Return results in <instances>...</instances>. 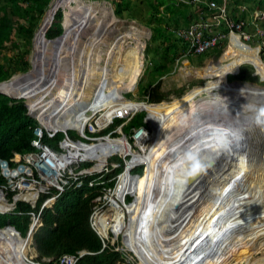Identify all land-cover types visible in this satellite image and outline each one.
Segmentation results:
<instances>
[{
	"label": "bare ground",
	"instance_id": "obj_1",
	"mask_svg": "<svg viewBox=\"0 0 264 264\" xmlns=\"http://www.w3.org/2000/svg\"><path fill=\"white\" fill-rule=\"evenodd\" d=\"M72 2H75V5L70 4ZM55 3H58V7H60V4H64L67 8L62 25L65 29V34L56 48L48 44L45 46L44 52H37V47L40 44H44V42L54 44L53 41L47 40L45 37L44 39L42 38V33L45 29L44 25L46 27L49 26L53 12L52 9H49L44 16L43 26L35 37L34 51L36 50L37 55L46 54L49 51L58 49L60 46H66L65 42L69 40L72 42L79 32L90 27L91 24L88 21L91 18L95 16L100 18L102 14H106L104 8L102 10L94 4L85 3L83 0H55ZM108 12L111 16V12ZM105 24L107 23L105 22ZM145 35L146 33L138 29L135 24H132L127 31L119 32L103 54L95 53L94 57L88 60L89 65L92 66V69L87 68L91 77L85 72L81 74L82 77L78 74L79 64L76 61L73 62L74 66L72 68L67 69V73H75L76 80L80 81L81 84L90 83L91 90L95 89L97 86L94 85L97 84L103 87L104 85L101 83L107 82L109 74L112 75L113 81L108 84L111 87L110 92L106 91L99 97H96L95 94L91 97L90 93L89 97L81 103L74 100L81 95L80 85L74 91L61 78H58L55 87L50 89L48 93H46L48 89V86L45 85L48 82L46 81L43 84L44 86L42 85V91H39L30 102H28L26 97L23 96V98L29 107L33 110L37 109L36 116L42 111L39 116L40 119L47 121L52 118L50 122L54 128L64 130L74 128L77 131H82L87 121L88 109L94 112L100 111L102 112L100 119L110 120L118 112V108L120 107L121 109L124 106L128 110L146 111L150 123L153 125V131L158 127L154 132L160 131L161 134L164 132L163 137L158 142L156 140L158 134L155 138L154 133L152 136L146 135L145 132L137 135L142 137L143 142L149 139L148 144H145V146L147 150H150L148 154H144L139 159L143 162L140 167H143V170L146 167L147 171L145 173L142 171L143 174H140L136 182L130 172L125 171L122 177L127 191H130L131 197H133L131 204L126 205L125 203L130 202L131 199L125 202L123 193H120L117 195L119 200H113L114 203L107 208L108 212L101 213L102 215L97 218L99 222L98 231L103 238L108 236L109 230L114 235H118L124 229L126 232V246L138 257L139 264H261V260H252L251 255L254 251L256 252L264 247V168L259 172V177L253 174L260 167L253 169L254 162H251V152L249 154L248 149L244 152L242 151V158L248 157L249 162L243 164L242 158H234L236 163L227 164L224 170H221L218 181L209 190L200 194L209 196L204 204L194 208L187 204L186 200L193 195H197L200 189L206 186L207 183L204 184V180L207 178L204 177L203 179L201 174L207 173L212 165H215L217 169L220 167L217 171L219 172L225 161L224 157H210L216 152L213 148L214 143H210V146L206 142L207 149L205 151L207 156L200 150L203 144L200 139L205 136L207 140L212 142L218 141L220 130L217 126L227 121V119L218 115L217 110H214L216 98L230 92L229 100L233 105L242 104V100L237 101L245 98L255 101L264 100V88L240 84L237 81L230 83L226 79L224 81L225 74L230 72L228 74L236 75L240 67L248 64H242L238 68L237 66L243 60L250 59L249 66L254 67L258 74L260 72L264 80L263 60L257 53L240 46L237 47V53L235 51V42H233L235 53L231 55V59H227V62H225V57H222L220 64L218 62L214 64L210 62L212 65L209 63V65L205 66V68L209 67L207 72L198 74L203 79L206 78L212 81L217 79L218 85L215 88V92L200 98L201 89L197 88L195 92L172 99L169 102L162 101L157 105L141 104L125 99L122 93L130 91L135 86L140 74L142 50L144 48L143 40H145L143 38ZM103 37V35H97L96 39H88L90 40L92 52L100 50L97 43ZM129 39H133L134 47H129L124 52H121L125 47V41ZM84 42L85 40H81L78 41V44L82 45ZM127 46L130 45L127 44ZM223 46L220 47L223 48ZM65 50V48L61 49L62 53ZM58 55H60V52H58ZM67 59L65 56L64 60ZM252 60L257 64L253 63ZM36 62L37 58L34 62L35 69ZM68 62H72V59ZM39 64L42 70L46 69L44 62L41 61ZM210 72L214 73L208 76ZM49 74L51 75V73ZM36 76L38 77L36 81L23 75L15 76L12 81L1 85L0 91L2 93L9 91L17 93L16 89L20 84L26 85L28 90V88H32L36 83L40 82L39 78L41 77L37 73ZM63 88H66V91L55 102L57 107H53L52 100ZM98 92L100 91L95 93ZM195 98L197 99L194 100ZM70 107L72 108L69 110ZM54 111L58 112L53 115ZM207 111L212 112L205 114ZM64 112L67 113L63 118ZM154 113L160 116V124L155 126ZM245 123L248 124H234L233 126L234 129L242 130L243 134L240 138L249 135L245 138L248 145L247 141L248 139L251 140L253 135L251 131L253 124L252 121L248 120ZM108 143L106 151L109 154L115 152L124 154L131 151L130 144L124 136L114 138ZM136 143L138 144L137 140ZM185 143L188 144L185 146ZM242 144L241 142V146ZM250 146L251 143H249ZM185 147H188V153L193 156L192 158L198 161L189 165L184 164L185 157L184 155L180 156V154ZM198 153L202 158L195 156ZM162 158H165V161L162 166H158V162ZM96 159L97 164L92 168L94 170L102 166L105 157L100 156L96 157ZM139 160L134 158L129 162L128 167L130 168L135 164V161ZM194 164L202 166L200 168L191 166ZM154 165L156 166L155 168ZM202 167L203 169H201ZM193 171L197 173L192 175ZM185 176L189 179V183L185 181L186 189L190 188V191L198 189L192 194H188L183 189ZM200 183L202 184L200 185ZM190 184L194 186L189 187ZM180 192L186 194L177 198L176 196ZM190 199L192 201L194 197ZM216 200H220L223 203V207L217 211L211 207ZM245 202H249L253 206L246 216L236 219L235 214L232 216L227 215V211L230 208H235L237 204L242 207ZM9 208V205L0 202V210H8ZM134 210V222L131 223V212ZM227 224L230 226L227 227ZM247 228H250V230L246 231ZM206 232L212 238V242L216 243L212 251L206 255L200 254L198 256L200 257L199 259H196L198 253L193 252L195 254H189L190 259L188 261L184 260L183 263L182 259L179 258H183L184 255L182 254L188 252V249H186L188 243L192 240L201 242V239L206 237ZM155 234H160L158 241L154 239ZM28 237V239H21L16 233H11L9 230H0V264H28L24 260L27 253L32 251L29 247L31 242L30 235ZM162 241L163 247L167 251L162 247Z\"/></svg>",
	"mask_w": 264,
	"mask_h": 264
},
{
	"label": "trees",
	"instance_id": "obj_2",
	"mask_svg": "<svg viewBox=\"0 0 264 264\" xmlns=\"http://www.w3.org/2000/svg\"><path fill=\"white\" fill-rule=\"evenodd\" d=\"M109 1L117 18L136 20L150 30L149 41L156 44L154 56L151 59L152 66L149 68L153 76L148 79L149 86L145 87L146 90L142 92V96L148 95L149 103L163 100L164 94L158 91L160 82L156 84L155 82L171 72L170 63L173 61V57L177 58L180 53H185L188 50L187 43H184L185 41H182L175 33L188 24L201 10L207 11V6L203 3L204 0H195V2L193 0ZM213 1L222 4V0ZM49 2L50 0H0V82L9 79L15 73L24 72L30 67L27 57L31 41ZM262 2L260 10L264 11V0ZM234 6L229 3L228 17L233 20H244L246 13L237 15L235 12L237 8ZM60 8L64 11L63 7ZM192 8L193 11H191ZM61 20V10H58L51 28L46 33L47 38H54L61 33ZM152 44L146 45L147 52L151 50ZM222 45L224 43L220 46ZM22 47L25 48V51L16 59L7 57L5 54L6 50L18 52ZM218 48L221 49V47ZM263 51L264 47L261 49V56L264 55ZM186 56L192 58L194 55L187 54ZM243 66L248 67L249 65ZM236 75L237 78L246 79V76L238 75V73ZM251 75L258 76L264 81L258 73ZM4 94L12 98L22 96L19 92L12 93V91ZM22 99L24 98L22 97ZM26 112L23 100H14L0 94V159L6 160L10 165H13L11 158L14 153L23 154L31 149L30 141L36 121ZM154 118V126L159 125L160 116L154 113ZM142 120V116L135 117L129 122L130 125H127V128L140 126ZM119 123V120L115 121L116 126ZM156 135L157 133L154 132V138ZM140 168L142 169H140L141 173L133 174L135 182L140 174L147 171L145 167L142 173L143 167ZM3 181V177L0 176V186ZM95 195H97L96 188L70 191L59 197L52 208L42 211V226L34 233L33 237L38 251V261L43 258L50 259L51 262L48 264H52L62 255L75 254L77 251L84 250L88 254L82 257L78 264H120L122 262V253L114 251V248L109 244L104 246L100 237L90 228L89 218L93 210L92 199ZM125 204L130 205L131 201L129 204ZM30 210L28 204L17 203L16 208L10 213L0 214V228L12 226L22 237H25L29 225L27 213Z\"/></svg>",
	"mask_w": 264,
	"mask_h": 264
},
{
	"label": "rangeland",
	"instance_id": "obj_3",
	"mask_svg": "<svg viewBox=\"0 0 264 264\" xmlns=\"http://www.w3.org/2000/svg\"><path fill=\"white\" fill-rule=\"evenodd\" d=\"M83 1L85 3L94 4L101 9L104 8L106 11V14L105 13L102 14V16H100V18H99V16H95V17L91 18L88 21L91 24L90 27L79 32L73 38L72 42H71V40H69L68 42H65L66 46H60L58 49H55V50L49 51L46 54H40L37 56L35 71H32L30 76L25 75V77L26 78L31 77L33 80L36 81V79H38V77L36 76V73L42 71V73L38 75L39 77H41V78H39L40 82L36 83L35 86L32 87L33 89H31V88H28V90L26 88L22 89L21 86H24L23 84H20L16 89V91L19 92L22 95V97L23 96L26 97L28 102H30V100L34 99L39 91H42V89H43L42 85L45 84L44 79L46 77L45 76L46 73H47V75L49 73H51V76H52L51 77L52 81L49 80L45 84L48 86L46 93H48L50 91V89L55 87L56 82H58V80H57L58 78H61L62 81L66 85H69V86L71 85L70 88L73 89L74 91H76L78 86L80 85L81 95L79 97H76L74 100L80 101L81 103H83L89 97L90 93H91V97H93L94 94H96V97H99L102 93H105L106 91L110 92L111 87L108 84L112 83V81H113L112 80L113 77L110 74L108 77V81L107 82L104 81L103 83H101L104 85L103 87H100L99 84H97V85L93 84L94 86H97V87L95 89L91 90V87H90L91 84L90 83H85L83 85L80 83V81L76 80V75L74 72L67 73L66 71H67V69L72 68L74 66L73 62L76 61L79 64V73L78 74H80V76H81V74H83L85 72V74L88 73V75H89V71L87 70V68L92 69V66L89 65L88 60L89 59L91 60L94 57L95 53L103 54L104 51L107 49V47L111 45L115 36L119 32L123 33L125 31H127L131 27L132 24H135L138 29H140L141 31L146 33V35L143 38V39H145V40H143V42L147 41V46H148V44L149 45L152 44L148 40V38L151 36V32L143 23H140L136 20L117 18L113 14L110 16L108 11L112 12L111 10H113V6L109 0H83ZM224 1H227L230 4H233V5H235V7L238 8L235 11L237 15L239 13H243V12L246 13V16L244 18V22L247 24V26H249L248 28H246V30L249 31V33L253 35V26L251 25V21L249 22V19L251 18L252 13L255 15L256 10H259V11L264 13L263 10H260L261 5H263L262 0H224ZM70 4L75 5V2H72ZM60 7L64 8L63 13L61 12V16H62L65 14L67 8L64 4H60ZM191 11H193V8L191 9ZM20 22L22 23V21H20ZM105 22L107 24H105ZM62 25H63V20H62ZM122 29H124V30H122ZM97 35L98 36L103 35L104 37L101 39V41H98V43H97L100 50L96 51V52H92L90 40H88V39H96ZM81 40H85V42L82 45H79L78 41H81ZM132 40L129 39V40L125 41V43H124L125 47L123 48V46H122L123 50L121 52H124V50L128 49L129 47L130 48L134 47L135 43ZM233 40L234 39H232L231 40L232 43L230 42L229 45L223 50V52H222L223 54H221V50L219 48H216V50L214 52H210L208 55L201 56V57L188 58L187 61L190 64L186 63L185 60H182V59L178 60V57L175 58L176 56L173 57L174 60H173L172 64H170L172 71L169 74L162 76L161 78H159L155 82V84L157 82H160V87H159L158 91L162 92L164 94V99L159 101V102L160 103L162 101L169 102L172 99L180 98L185 94H190V93L195 92V90L197 88L201 89V92L199 93L201 95L200 98L205 97L206 94H209L211 92H215V90H216L215 88L218 85L217 79L215 81H212V80L206 79V78L203 79L198 74L207 72L209 67L205 68V66L209 65L210 62H212V63L218 62L220 64V60H222V57H225V62H227L228 56L233 55L235 53ZM20 41L23 43L22 40H20ZM254 41H255L254 43L257 44V41L256 40H254ZM250 43L254 45V43L252 41ZM48 44H50L51 46L52 45L54 46V44H52V43L44 42V44H40L37 47V49H36L37 52H39V53L44 52V48ZM127 44H129L130 46H127ZM152 45L153 46L149 52H147L148 50H146V54L148 53L150 59H152V57L154 56V49L156 47V44H152ZM241 47L250 48V49H252L251 51L253 53L258 52V50H259L258 55L261 56V49H258V47H252L251 48V47L245 46L243 44L241 45ZM64 48L66 50L64 53H62L61 49H64ZM24 51H25V48L22 47L20 49V51H18V52L15 50L8 52L6 50L5 54L7 57H13L14 59H16L19 55L23 54ZM58 52H60V55H58ZM86 52H87V54L84 55V53H86ZM31 53H32V41H31L30 52H29V55L27 57L29 61H30ZM263 53H264V51H263ZM65 56L68 58L67 60H64ZM171 56H169V57H171ZM263 58H264V55H263ZM70 59H72V62H68ZM41 61L46 64V69H44V70H42L39 67V65H40L39 62L41 63ZM249 61H250V59H245L242 61L243 62L242 64H248L249 65L250 64ZM221 62H224V61H221ZM230 63H229V65H230ZM253 63H256V62L253 61ZM147 68H151V66L149 67L148 62L145 64V70ZM28 69H30V67ZM145 70H144V72H145ZM44 71H46V72L44 73ZM146 72L147 73L143 74V71L141 69L134 88H132L130 91H124L122 93V96L125 99H131V100H135V101L145 100V97L142 96V92H144L146 90L145 87L147 85L149 86V80L148 79L153 76L151 74V70L150 71L146 70ZM212 73H214V72H210L208 74V76H211ZM228 73H230V72H228ZM228 73L225 74L224 81L226 79L227 82H229V80H230V83L237 81V82H240V84H247L250 86L264 88V83L260 84L261 83L260 78H259L260 82H258L257 79L251 75L252 73H254V70L252 69L251 66H248V67L242 66L240 69V75L246 76V79H243V78L240 79V78H237L236 76H229L228 80H227L226 75ZM17 74H15V75H17ZM259 75L263 79V76L260 72H259ZM89 76L91 77V75H89ZM250 77H251V79H250ZM65 91H66V88H63L59 93H57V95L52 100V106L53 107H57L55 102L60 98L61 94L64 93ZM97 91H100V92L95 93ZM229 98H230V92H227L226 94L218 96L216 98V107L214 110H217L218 115L222 116L224 119H227L228 122H229V119L231 118L232 115H233L232 117L236 118L235 114L237 113V110L240 111V113H242V117L246 118V120L251 118V120H253L252 121L253 125H252V130H251L253 135L251 136V140L248 139V141H247L248 145L246 144L245 138L249 135H245L242 138L243 144L241 146V141L238 140V138H240V137H238V138L232 137L231 132L230 131L228 132V129H224L218 125L217 127L220 130V134L218 135V137H219L218 141L212 142L210 140H207L205 138V136H203L200 139L201 142H203L200 150L203 151L205 153V155H206L205 150L207 149L206 148L207 147L206 142L209 143V145H210V143H216V145L218 147L213 145V148L214 149H220L219 147L223 145L222 140L224 138L230 140V145L232 147H234V151L231 153H226L224 156H222V157H224L225 161H224V164L222 165L219 172H217V171L220 167L217 169V167L215 165H212L211 169L208 170L207 173L201 174V177L203 179H204V177L207 178L204 180V182H205L204 184L207 183L206 186L203 187L202 189H200V191L197 195H193V196L189 197L188 200H186V203L189 204L190 206H193L194 208H197L199 205H202L205 203V200L209 196H206V195L204 196V195H200V194L209 190L218 181V179L221 175V172L224 170V168L227 164H229V163L235 164L236 161L234 160V158H236V157L242 158V151L244 152L248 149L249 154L251 152V162L252 161L254 162L253 163V169L258 167V166L260 167L259 169H257L256 173H253L255 176L259 177V172L264 168V101H261V100L255 101V100L250 99V98H245V99H239L237 101V102H239L242 100L243 101L242 104L233 105V104H231ZM196 99L197 98H195L194 100H196ZM190 104H192V103L190 102ZM140 112H137L139 114L136 113L137 116H135V117H141V116L145 117L146 116L143 111H140ZM208 112L211 113L212 111H207V112H205V114ZM101 113L102 112H98L97 114H95L94 118L99 116ZM88 114H91V113H88ZM106 120H108V119H106ZM242 122L244 124H248V123H245L246 121H242ZM254 122H255V124H254ZM114 124H115V122H114ZM127 125H130V123L128 124L127 121H123L118 126H116V124L110 125L109 129L111 131H117L122 126V128L124 129V131L122 130L123 134L126 136V138L129 141H132L131 137L133 136V132L131 134L129 133L131 131V128L128 129ZM147 128H148V126H147ZM254 128L256 131H254ZM148 131L151 132L152 128L151 127H150V129L148 128ZM224 131L227 133L225 134ZM157 134H158V136H161V137H158V136L156 137V140L158 142L163 137L164 132L161 134L160 131H157ZM72 135L78 136L76 132H73ZM236 141H237V143H236ZM249 143H251L250 147H249ZM186 144H188V143H185L184 145L186 146ZM237 146L240 147V149H238V150H240L241 153L238 152L237 149H235ZM181 152L182 153L180 154V156L184 155V157H185L184 161H183L184 164L189 165L190 163L198 161V160L193 159L192 158L193 156L190 153H188V147H185ZM236 155H238V156H236ZM195 156L199 157L200 155L198 153ZM199 158H202V157L200 156ZM116 160L117 159H112L111 161H116ZM164 161H165V158H162L158 162V166H162ZM249 161L250 160L248 159V157L242 158L243 164L245 162H249ZM118 162L121 163L120 168L124 167L122 161L118 160ZM191 166L200 167L202 165L198 166V165L194 164ZM155 167L156 166L154 165V168ZM140 169H141L140 167L135 169L133 171V174L138 175L139 173H141L142 169L141 170ZM184 178H185L183 181L184 182V186H183L184 191H187L188 194H192L193 192L198 190V189H194L193 191H190V188L186 189L185 185H186V183H189V181H187L188 178H186V176ZM185 181H186V183H185ZM201 184L202 183H200V185ZM183 189H182V191H183ZM181 192L179 195L176 196L177 198L184 196L183 194H186V193L182 194ZM192 197H194V199L191 201L190 198H192ZM130 201H132V199ZM211 207L217 211L223 207V203L220 200H216V202L214 204H212ZM107 208H109V207L105 206L102 209L106 210ZM252 208H253V206L249 202H245L242 205V207L237 204V206L235 208H230L227 211V215L232 216L235 214L236 215L235 217L237 219L239 217L246 216L248 211ZM122 209H124V208L122 207ZM106 212H108V210H106L102 214H104ZM134 214H135V210L131 212V218H130L131 223L134 222ZM229 226L230 225L227 224V227H229ZM249 230H250V228L246 229V231H249ZM94 232L97 233L98 231H94ZM125 233L126 232L123 229L118 235H114V233H112L111 230H109V234L107 237L103 238L101 235H100L101 237L100 236L99 237L102 240V243L104 246L106 244H109V246L119 249L118 251L122 253V259H123L120 264H139L138 257L136 255H134L131 252V250L126 246ZM159 235L158 234L154 235V239L156 241H158L160 239ZM250 235H252V234H250ZM33 237H34V235H33ZM175 241H176V239H175ZM172 244H173V242L171 243V246H172ZM215 244L216 243L212 242V238L207 233L206 237L201 239V242L195 241V240H192L191 242H189L187 245L188 247L186 248V249H188V252L183 253L182 255H184V257L183 258L181 257L179 259H182L183 263H184V260L188 261L190 259L189 254H195L193 252H197L196 250L198 248H201V247L204 250V252H203L204 254H202V253H200V254H202V255L209 254L212 251V248L214 247ZM29 247L32 251L28 252L27 255L25 256L26 259H28V261H30V259H32V258L35 259L36 257H38V251H37L34 239H33V241L31 240ZM162 247H163V241H162ZM163 248H164V250L167 251V249L165 247H163ZM224 252H226V251L224 250ZM251 259L252 260H254V259L261 260V262L260 261L259 262L261 264H264V247L261 248L260 250H257L256 252L254 251L253 254L251 255ZM117 263H119V262H117ZM172 264H175V263H172Z\"/></svg>",
	"mask_w": 264,
	"mask_h": 264
},
{
	"label": "built area",
	"instance_id": "obj_4",
	"mask_svg": "<svg viewBox=\"0 0 264 264\" xmlns=\"http://www.w3.org/2000/svg\"><path fill=\"white\" fill-rule=\"evenodd\" d=\"M203 3L207 6V11L201 10L197 18L177 33L180 39L187 41L188 50L183 56L202 55L216 50L222 43H226V47L233 36L239 38L240 43L244 45L254 37L260 39L264 37V29L259 25L254 24L252 35L246 30V23L243 20L230 19L225 1L218 4L213 0H204ZM252 19L253 22L263 20L264 13L256 12ZM132 114L130 110L122 108L110 120H102L100 116L94 118L93 112L88 114L82 131L74 128L68 130L54 128L50 120L48 125L39 122L40 125L32 131L34 136L30 143L32 149L11 159L13 163L11 169H16L19 165L24 168L15 177H7L6 182L0 186V202L11 206L8 210H0V214L10 213L16 208L17 203L28 204L31 210L27 213L29 215L27 234H34L42 226V211L52 208L63 194L96 188L97 195L92 199L93 210L89 224L94 231H98L97 218L107 210H103V207H110L114 203L113 200H119L117 195L120 193H123L125 202L128 198L133 200L130 191L128 192L124 185L122 175L127 171L133 176V171L143 165L139 159L149 152L145 146L149 139L143 142L142 137L137 136L142 132L152 136L153 128L149 132L144 127L134 131L135 139L133 146L130 145L131 151L124 154L120 152L109 154L106 151L108 141L121 136H114L115 131L106 134L104 131L114 118H129ZM73 132L78 136H73ZM116 132L119 134V129ZM58 135L59 138L56 139ZM47 139L50 144H46ZM100 156L105 157L102 166L97 170L92 169L97 164L96 157ZM116 158V161H111ZM134 158L139 161H135L129 168L128 164ZM118 160L123 162L124 167L120 168L121 163ZM97 233L99 234V231ZM85 254L87 253L81 251L73 255H64L54 264H77Z\"/></svg>",
	"mask_w": 264,
	"mask_h": 264
},
{
	"label": "clouds",
	"instance_id": "obj_5",
	"mask_svg": "<svg viewBox=\"0 0 264 264\" xmlns=\"http://www.w3.org/2000/svg\"><path fill=\"white\" fill-rule=\"evenodd\" d=\"M51 1V0H50ZM224 2V0H222V3ZM226 2V6L228 7L229 6V2H227V1H225ZM50 3V2H49ZM221 4V3H220ZM49 5V4H48ZM235 7V6H234ZM237 8V7H236ZM238 9V8H237ZM58 10H61V12L63 13V9L62 8H58L57 10H56V12H55V14L57 13V11ZM46 11H47V9H46ZM46 11H45V13H46ZM112 12H111V14H113L114 15V13H113V10H111ZM256 12H261V11H259V10H256L255 11V13ZM45 13H44V15H45ZM55 14L53 15V19H52V22H51V25H50V27L48 28V30L51 28V26H52V23H53V20H54V17H55ZM241 14V13H240ZM44 15H43V17H42V19L44 18ZM63 16L64 15H62V20H63ZM195 18H197V15L196 16H194L191 20H190V22L193 20V19H195ZM253 13H252V16H251V19H249V22L251 21V25L252 26H254V24H257V25H259L260 27H262L263 29H264V19L263 20H257V21H254L253 22ZM42 19H41V21H42ZM62 20H61V33L58 35V36H60L61 34H62V31H63V26H62ZM40 21V22H41ZM244 21V20H243ZM190 22L188 23V24H186L184 27H182L181 29H178L177 31H176V35H177V33H178V31L179 30H182V29H184V28H186L189 24H190ZM263 24V25H262ZM249 26H247V24H246V28H248ZM38 28V27H37ZM48 30L46 31V33L48 32ZM253 30H254V27H253ZM37 31V30H36ZM44 32V31H43ZM249 32V31H248ZM46 33H45V35H43V37H45L47 40H52V39H54V38H56V37H58V36H56V37H54V38H47L46 37ZM35 34V33H34ZM178 37V36H177ZM150 39V37L148 38V40ZM182 40V39H181ZM254 40H256L257 41V44L256 43H254L255 41ZM182 41H185V40H182ZM251 42V41H250ZM250 42H248L247 43V45L245 44V46H251V47H258V48H262L263 49V47H264V37L262 38V39H260V38H257V37H254V39L252 40V42L254 43V45L253 44H251ZM261 42H263V43H261ZM184 43H187V41H185ZM225 44L226 43H224V46H223V48H221L220 50H221V54H223L222 52H223V50H224V48H225ZM146 45H147V41H145L144 42V48H143V50H142V58H141V69H142V71H143V74L144 73H147L146 72V70H148L149 71V68H147L146 70H145V64L148 62V65H149V67L150 66H152V63H151V59H150V57H149V55H148V53L146 54ZM215 50H213V51H210V52H214ZM207 54V53H206ZM206 54H202V55H194L193 57H199V56H205ZM184 55V53H180V55H179V57H178V60H185V62L186 63H188V61H187V59H188V57L187 56H183ZM260 58H261V60H263L264 61V58H263V56H260ZM173 59V58H172ZM174 60V59H173ZM172 61V60H171ZM173 62V61H172ZM172 62L170 63V64H172ZM214 63V62H213ZM29 64H30V61H29ZM188 64H190V63H188ZM210 65H212V63H210ZM252 69L254 70V73H257L256 71H255V68H253L252 67ZM28 70V69H27ZM26 70V71H27ZM144 70H145V72H144ZM141 71V70H140ZM172 71V70H171ZM25 72V71H24ZM24 72H18V74H20V73H24ZM15 74H17V73H15ZM15 74H13V75H15ZM12 75V76H13ZM238 75H240V71L238 72ZM164 76V75H163ZM229 76H236L237 77V75H232V74H228V76H227V80H228V77ZM256 79H257V81L258 82H260L261 81V83L260 84H263L264 83V81H262L261 79H260V81H259V77L258 76H254ZM161 78V77H160ZM8 80V79H7ZM5 81V80H4ZM2 82V81H1ZM229 82H230V80H229ZM247 85V84H246ZM71 87V85L69 86V88ZM152 87V86H151ZM134 88V87H133ZM33 89V88H32ZM3 95V94H2ZM5 96H7L8 97V95H6L5 94ZM10 98V97H9ZM147 99H148V95L147 96H145V100H143V101H136L137 103H141V104H150V105H154V104H159L160 102H157V103H149L148 101H147ZM14 100H23V102H24V104H25V102H26V100L25 99H15L14 98ZM128 100H131V99H128ZM133 101H135V100H133ZM264 101V100H263ZM26 106V105H25ZM72 107H70L69 108V110L71 109ZM122 108H125V109H127L126 107H122ZM121 108V109H122ZM120 109V107L118 108V110ZM26 110H27V115L28 116H30L32 119H34L35 121H36V126L34 127V129L36 128V127H38L39 125H40V123L39 122H42L44 125L46 124V125H48V120H50L51 121V119L52 118H50V119H48L47 121H44V120H42V119H40L39 118V116H40V114H42V111L36 116V111H37V109H35V110H33L31 107H27L26 106ZM128 110V109H127ZM130 111H131V113H133L132 114V116L131 117H126V118H114L113 120H112V123L110 124V125H112V124H114V122L116 121V120H119L120 121V123L118 124V125H120L123 121H127L128 123L131 121V120H133L134 118H135V116H137L136 115V113L137 112H140V111H135V110H133V109H129ZM91 111V112H90ZM143 111V110H142ZM58 112V111H57ZM56 111H54L53 112V115L54 114H56L57 113ZM94 111H92L91 109H88L87 110V116H88V113H93ZM98 112H100V111H97V112H94V114H97ZM144 113H145V117H143V120H142V124L140 125V126H138V127H134V128H131V131L129 132L130 134L133 132V136L131 137L132 138V141H129L127 138H126V136L123 134V132H122V130L124 131V129L122 128V126L119 128V134H117V132L115 131V133H114V136H124L126 139H127V141H128V143L130 144V145H132L133 146V140L135 139V136H134V131H137L140 127H144L145 129H150V127L152 128L153 127V125L150 123V124H148V121H147V118H149V116H148V114H147V112L146 111H143ZM66 113L67 112H64V114H63V118H64V116L66 115ZM141 113V112H140ZM137 114H139V113H137ZM100 116V115H99ZM62 118V119H63ZM113 118V117H112ZM149 120V119H148ZM248 121H253V120H251V118L250 119H247ZM110 125H109V127H110ZM117 125V126H118ZM147 126H148V128H147ZM109 127H108V129L106 130V131H104V133L106 134V133H108V132H111V130L109 129ZM33 131V130H32ZM230 132H231V136L232 137H242V130H240V129H231L230 130ZM153 133H154V131H153ZM57 137H59V135L58 136H56V138ZM34 138V136H33V133H32V139ZM31 139V140H32ZM222 142H223V145L225 146V147H228L229 146V144H230V140L229 139H226V138H224L223 140H222ZM30 143H31V141H30ZM50 144L49 143V139H47L46 140V144ZM30 147H31V145H30ZM31 149H32V147H31ZM30 149V150H31ZM29 150V151H30ZM19 153H14L13 154V157L12 158H14L15 157V155H18ZM11 158V159H12ZM117 159V158H116ZM119 161H121V160H119ZM12 162V161H11ZM13 164V163H12ZM8 168L9 169H11L12 168V165H10L9 163H8ZM0 176L1 177H3L2 176V174H1V170H0ZM6 178L7 177H3V182H2V184H4L5 182H6ZM1 184V185H2ZM131 198H128L127 200L129 201ZM55 204V203H54ZM127 204H129V202H127ZM53 207V206H52ZM15 229V228H14ZM16 230V229H15ZM17 231V230H16ZM28 231V230H27ZM18 232V231H17ZM98 236H100L98 233H96ZM18 235H20L19 234V232H18ZM31 236L32 237V241H33V235L34 234H27L26 233V236L25 237H23V238H26L27 236ZM21 236V235H20ZM22 237V236H21ZM101 237V236H100ZM32 244V243H31ZM119 250V249H118ZM118 250H115L114 249V251H118ZM82 251H84V250H82ZM77 252H81V251H77ZM76 252V253H77ZM84 252H86V251H84ZM75 253V254H76ZM87 253V252H86ZM88 254V253H87ZM87 254H85V255H87ZM66 255H73V254H66ZM84 255V256H85ZM62 256H64V255H62ZM61 256V257H62ZM83 256V257H84ZM60 258V257H59ZM58 258V259H59ZM57 259V260H58ZM24 260L27 262V263H29V264H48L49 262H51V260L50 259H45V258H43L41 261H38L37 260V257L35 258V259H30V261H28V259H26V257H24ZM57 260H55V261H53L52 262V264H54ZM36 261V262H35ZM38 262V263H37ZM79 262V261H78ZM78 262H77V264H78Z\"/></svg>",
	"mask_w": 264,
	"mask_h": 264
},
{
	"label": "water",
	"instance_id": "obj_6",
	"mask_svg": "<svg viewBox=\"0 0 264 264\" xmlns=\"http://www.w3.org/2000/svg\"><path fill=\"white\" fill-rule=\"evenodd\" d=\"M58 3H55V0H51L50 1V3H49V5H48V7H47V11L49 10V9H52V16H51V20L53 19V15L55 14V12H56V10L59 8L58 6ZM47 11H46V13H47ZM46 13H45V15H46ZM44 15V16H45ZM44 19V18H43ZM43 19H42V21L39 23V25H38V28H37V31L35 32V34H34V36H33V39H32V53H31V56H30V69H28L27 71H25L24 73H20V74H17V75H13V76H11L8 80H5V81H2V82H0V87H1V85H3L4 83H8V82H10V81H12L13 79H14V77L15 76H18V75H23V76H25V75H27V76H30V74H31V72L32 71H35V66H34V62H35V60H36V58H37V53L34 51V41H35V37H36V34H37V32L39 31V29L43 26ZM49 21L50 23H49V26L48 27H46V25H44V32L42 33V38L44 39V37H43V35H45V33H46V31L48 30V28L50 27V25H51V22L52 21ZM64 34H65V29L63 28V31H62V34L60 35V36H58V37H56V38H54V39H52L51 41H53L54 42V47H57L58 45H59V43L61 42V38L64 36ZM42 73V71H40V72H37V74L39 75V74H41ZM45 76H47V77H45V79H44V82H46V81H49V80H51V75L50 74H48V75H45ZM37 80V79H36ZM27 86L26 85H24V86H21V88L22 89H25ZM32 89V88H31ZM30 89V90H31ZM26 92V91H25ZM24 92V93H25ZM0 94H3V95H5L4 93H2L1 91H0ZM96 95V94H95ZM8 97H10V96H8ZM11 99H14V98H12V97H10ZM22 98V96H17V97H15V99H21ZM25 105L28 107L29 105H28V103L27 102H25ZM148 105H150V104H148ZM233 116V115H232ZM231 116V118L229 119V122L228 121H226V122H222L219 126L220 127H222V128H224V129H228V132L231 130V129H234V124H244L242 121H246V118H243L242 117V113H240V111H238L237 110V113L235 114V116H236V118H234V117H232ZM149 118H147V121H148V124H150V120H148ZM254 124H255V122H254ZM254 131H256L255 130V128H254ZM224 133L226 134L227 132H225L224 131ZM238 140H240L241 142H243V140H242V138H238ZM236 143H237V141H236ZM214 146H216V147H218L217 145H216V143H214L213 144ZM239 146H237L235 149H240V147L238 148ZM220 149H215V153H213L210 157L212 158H221L222 156H224L226 153H231V152H233L234 151V147H232L230 144H229V146L228 147H225L224 145H222V146H220L219 147ZM238 152H240L241 153V151L240 150H238ZM235 156V155H234ZM236 156H238V155H236ZM203 166H205V164H203ZM201 167V166H200ZM199 167V168H200ZM23 166L22 165H19V166H17V168L16 169H9L8 168V162L6 161V160H2V159H0V170H1V174H2V176L3 177H15L19 172H22L23 171ZM201 169H203V167L201 168ZM194 172V171H193ZM191 173L192 175H194V174H196L197 172H194V173ZM188 178V177H187ZM189 178H191V177H189ZM189 179H187V181H188ZM193 187L194 185L193 184H190L189 185V187ZM187 186L185 185V188H186ZM188 187V188H189ZM0 230H9L11 233H16V234H18V232L14 229V227H12V226H5L4 228H0ZM20 236V235H19ZM20 238L22 239L23 237H21L20 236ZM29 237L27 236L25 239H28ZM30 238L32 239V237L30 236ZM204 252V250H203V248L201 247V248H198L197 249V253H198V255H197V257H196V259H199L200 257H198L199 255H200V253H202V254H204L203 253ZM196 253V254H197Z\"/></svg>",
	"mask_w": 264,
	"mask_h": 264
},
{
	"label": "flooded vegetation",
	"instance_id": "obj_7",
	"mask_svg": "<svg viewBox=\"0 0 264 264\" xmlns=\"http://www.w3.org/2000/svg\"><path fill=\"white\" fill-rule=\"evenodd\" d=\"M234 41L237 42V43L235 42V51L237 52V47H238V46L241 47L242 44L239 42V38H234ZM236 46H237V47H236ZM241 48H244V47H241ZM245 49L251 51V50L248 49V48H245ZM251 52H252V51H251ZM237 53H238V52H237ZM256 53L258 54V52H256ZM228 59H231V55L228 56ZM252 61H253V60H252ZM242 63H243V62H241V63L237 66V68H238L240 65H242Z\"/></svg>",
	"mask_w": 264,
	"mask_h": 264
}]
</instances>
